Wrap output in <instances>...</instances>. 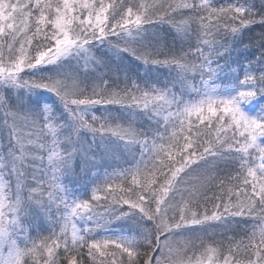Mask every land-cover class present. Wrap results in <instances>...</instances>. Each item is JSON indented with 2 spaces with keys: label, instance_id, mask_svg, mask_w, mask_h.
Segmentation results:
<instances>
[{
  "label": "snow or ice",
  "instance_id": "obj_1",
  "mask_svg": "<svg viewBox=\"0 0 264 264\" xmlns=\"http://www.w3.org/2000/svg\"><path fill=\"white\" fill-rule=\"evenodd\" d=\"M81 132L132 155L90 199L62 183ZM0 264H264V0H0Z\"/></svg>",
  "mask_w": 264,
  "mask_h": 264
},
{
  "label": "trees",
  "instance_id": "obj_2",
  "mask_svg": "<svg viewBox=\"0 0 264 264\" xmlns=\"http://www.w3.org/2000/svg\"><path fill=\"white\" fill-rule=\"evenodd\" d=\"M258 27L259 26H253V28ZM160 34L170 46H179V41L172 39V35L174 34H167L166 28H161ZM241 35L244 34L242 33ZM97 48H100L101 51L106 53L104 59L109 62V67L115 64L118 69L126 70L130 75L141 82L155 83L158 86H164L165 83L170 81L172 78L167 68L154 65H144L141 62L134 60L132 57H127L126 54L125 58H123V60L121 61V57L114 56L112 53H108L106 46L97 45ZM95 55L99 56L101 55V53L96 52ZM197 79L199 78L197 77ZM24 97L27 98L24 99V102L29 107L48 104L52 106L53 111L57 112V114L63 112L62 107L58 104L55 97L50 93L37 91L34 93H25L23 98ZM251 103H255V101ZM245 108L253 110L248 106H245ZM94 111H96L98 115L100 114V111L98 109ZM119 111L122 110H112L113 115H116V113H118ZM140 116L142 115L140 114ZM142 118L144 121L141 123V125L137 126L148 125L149 122L147 121V119L143 116ZM78 148L81 154L74 157L71 168L65 173L64 177H62V183L67 190L69 198L90 199L91 192L86 188V185L90 183L92 178L95 179L93 175L94 172L98 171L101 176H103L105 171L111 173L113 169L118 170L119 168L129 167V163L132 161V155L124 151L119 142L115 141L114 139L108 140L105 142L104 148L102 149L100 141H94L91 134L87 132H81L79 134ZM103 151L110 152L112 154L111 157L100 160L96 168L88 169L85 167V163L82 158L83 154H96L99 156ZM49 175H51V172L49 173ZM83 184H85V188H82ZM249 224H251L250 220ZM249 224H243L241 225V227H248ZM217 231H221V229L218 228Z\"/></svg>",
  "mask_w": 264,
  "mask_h": 264
},
{
  "label": "rangeland",
  "instance_id": "obj_3",
  "mask_svg": "<svg viewBox=\"0 0 264 264\" xmlns=\"http://www.w3.org/2000/svg\"><path fill=\"white\" fill-rule=\"evenodd\" d=\"M22 96L25 95V93H21ZM23 99H27L26 97H24ZM246 111H251L249 109H246ZM116 116H120L122 119H134L137 123V125H141V123L144 121L142 116H140L139 113H131V112H124L123 110L122 111H119L118 113H116ZM138 158H139V152H138ZM94 180L92 178V180L90 181V183L88 185H86V188L90 190V192L92 193V189L94 188ZM118 183V182H117ZM82 188H85V184L82 185Z\"/></svg>",
  "mask_w": 264,
  "mask_h": 264
}]
</instances>
